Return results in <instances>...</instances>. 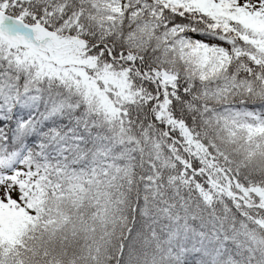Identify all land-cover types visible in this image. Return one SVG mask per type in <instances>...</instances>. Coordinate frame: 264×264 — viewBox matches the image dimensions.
Here are the masks:
<instances>
[{
    "label": "snow or ice",
    "instance_id": "6c2138e0",
    "mask_svg": "<svg viewBox=\"0 0 264 264\" xmlns=\"http://www.w3.org/2000/svg\"><path fill=\"white\" fill-rule=\"evenodd\" d=\"M0 264H264V0H0Z\"/></svg>",
    "mask_w": 264,
    "mask_h": 264
}]
</instances>
